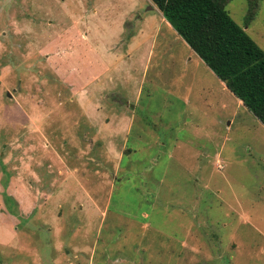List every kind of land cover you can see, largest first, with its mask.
<instances>
[{
	"label": "rangeland",
	"instance_id": "1",
	"mask_svg": "<svg viewBox=\"0 0 264 264\" xmlns=\"http://www.w3.org/2000/svg\"><path fill=\"white\" fill-rule=\"evenodd\" d=\"M0 264H264V126L150 0H0Z\"/></svg>",
	"mask_w": 264,
	"mask_h": 264
},
{
	"label": "trees",
	"instance_id": "2",
	"mask_svg": "<svg viewBox=\"0 0 264 264\" xmlns=\"http://www.w3.org/2000/svg\"><path fill=\"white\" fill-rule=\"evenodd\" d=\"M224 87L264 126V51L225 10L229 0H150ZM246 26L257 0H246Z\"/></svg>",
	"mask_w": 264,
	"mask_h": 264
},
{
	"label": "crops",
	"instance_id": "3",
	"mask_svg": "<svg viewBox=\"0 0 264 264\" xmlns=\"http://www.w3.org/2000/svg\"><path fill=\"white\" fill-rule=\"evenodd\" d=\"M164 20V19H163ZM168 24V23H167ZM200 60V59H199ZM201 61V60H200ZM223 84V83H222ZM224 86V85H223ZM239 101V100H238Z\"/></svg>",
	"mask_w": 264,
	"mask_h": 264
},
{
	"label": "water",
	"instance_id": "4",
	"mask_svg": "<svg viewBox=\"0 0 264 264\" xmlns=\"http://www.w3.org/2000/svg\"><path fill=\"white\" fill-rule=\"evenodd\" d=\"M7 95H8V93H7Z\"/></svg>",
	"mask_w": 264,
	"mask_h": 264
}]
</instances>
